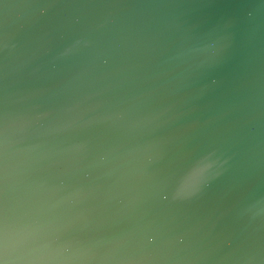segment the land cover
<instances>
[{
  "label": "water",
  "instance_id": "1",
  "mask_svg": "<svg viewBox=\"0 0 264 264\" xmlns=\"http://www.w3.org/2000/svg\"><path fill=\"white\" fill-rule=\"evenodd\" d=\"M33 104L145 146V192L206 264H264V0H0V167Z\"/></svg>",
  "mask_w": 264,
  "mask_h": 264
},
{
  "label": "clouds",
  "instance_id": "2",
  "mask_svg": "<svg viewBox=\"0 0 264 264\" xmlns=\"http://www.w3.org/2000/svg\"><path fill=\"white\" fill-rule=\"evenodd\" d=\"M107 121L76 105L33 104L20 119L22 135L5 136L0 264H206V234L179 227L145 192L146 147L106 144L97 125ZM124 131L131 141L144 134Z\"/></svg>",
  "mask_w": 264,
  "mask_h": 264
}]
</instances>
